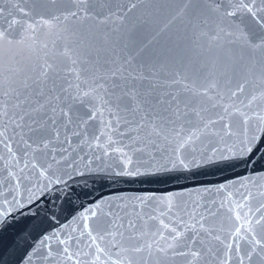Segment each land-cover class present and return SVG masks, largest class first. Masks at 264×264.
<instances>
[{"label":"snow or ice","instance_id":"obj_1","mask_svg":"<svg viewBox=\"0 0 264 264\" xmlns=\"http://www.w3.org/2000/svg\"><path fill=\"white\" fill-rule=\"evenodd\" d=\"M0 188V264H264V0H8Z\"/></svg>","mask_w":264,"mask_h":264},{"label":"water","instance_id":"obj_2","mask_svg":"<svg viewBox=\"0 0 264 264\" xmlns=\"http://www.w3.org/2000/svg\"><path fill=\"white\" fill-rule=\"evenodd\" d=\"M8 0H0V6H7ZM237 174H243V169H236L235 171L231 172H219L215 173L214 170H210L205 175H199L192 181H185L181 179L180 181H177L175 183L168 182V183H126L121 184L118 186V189L123 191L125 194H136V193H142L144 191H177L180 190L182 187L187 189H194L197 185L200 184H207V185H219L222 182H225L226 180L233 179ZM115 190V189H114ZM0 192L4 194V196H7L9 199L11 196L8 195V190L6 188H0ZM109 190L107 188L102 189L99 193H97V196L99 195H108ZM2 198V197H0ZM195 198V197H193ZM91 197L83 199L81 201H78L77 203H90ZM54 211L57 213V216L59 217L58 221H54L53 226L51 230H55V228L59 227L61 224L65 223V217L68 215L67 213H61L59 209H54ZM77 211H79V208H77ZM14 232V229H9L8 232L4 234V240L7 242L10 235ZM15 259L14 257L12 258Z\"/></svg>","mask_w":264,"mask_h":264}]
</instances>
